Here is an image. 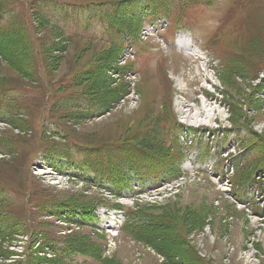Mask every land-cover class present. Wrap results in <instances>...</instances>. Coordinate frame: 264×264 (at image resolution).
<instances>
[{
    "label": "rangeland",
    "instance_id": "rangeland-1",
    "mask_svg": "<svg viewBox=\"0 0 264 264\" xmlns=\"http://www.w3.org/2000/svg\"><path fill=\"white\" fill-rule=\"evenodd\" d=\"M262 165L264 0H0V264H264Z\"/></svg>",
    "mask_w": 264,
    "mask_h": 264
},
{
    "label": "trees",
    "instance_id": "trees-1",
    "mask_svg": "<svg viewBox=\"0 0 264 264\" xmlns=\"http://www.w3.org/2000/svg\"><path fill=\"white\" fill-rule=\"evenodd\" d=\"M75 148H77V146H75ZM258 167H259V169L261 170V169L264 168V165H262V166H258Z\"/></svg>",
    "mask_w": 264,
    "mask_h": 264
}]
</instances>
